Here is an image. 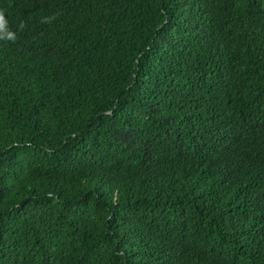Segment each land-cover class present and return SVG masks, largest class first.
Masks as SVG:
<instances>
[{
	"label": "trees",
	"instance_id": "1",
	"mask_svg": "<svg viewBox=\"0 0 264 264\" xmlns=\"http://www.w3.org/2000/svg\"><path fill=\"white\" fill-rule=\"evenodd\" d=\"M0 8V264H264V0Z\"/></svg>",
	"mask_w": 264,
	"mask_h": 264
},
{
	"label": "clouds",
	"instance_id": "2",
	"mask_svg": "<svg viewBox=\"0 0 264 264\" xmlns=\"http://www.w3.org/2000/svg\"><path fill=\"white\" fill-rule=\"evenodd\" d=\"M0 38L15 41L17 34L8 26V21L5 17V10L0 8Z\"/></svg>",
	"mask_w": 264,
	"mask_h": 264
}]
</instances>
